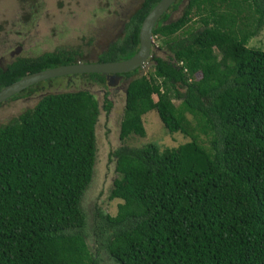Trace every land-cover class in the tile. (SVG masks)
<instances>
[{
  "label": "trees",
  "instance_id": "1",
  "mask_svg": "<svg viewBox=\"0 0 264 264\" xmlns=\"http://www.w3.org/2000/svg\"><path fill=\"white\" fill-rule=\"evenodd\" d=\"M157 1L139 0L99 61L136 51L140 23ZM180 2L152 28L167 58L152 55L148 73H125L112 152L118 176L107 196L121 200L113 215L96 208L88 225L81 207L99 113L89 90L44 94L0 125V264H102V254L111 264H264V49L245 46L264 28V0H188L171 17ZM28 8L23 18L33 23ZM82 57L72 47L15 56L0 67V89ZM65 77L106 86L101 74L57 79ZM110 105L105 98L103 109ZM149 112L188 140L161 151L152 142L127 146L145 135Z\"/></svg>",
  "mask_w": 264,
  "mask_h": 264
},
{
  "label": "rangeland",
  "instance_id": "2",
  "mask_svg": "<svg viewBox=\"0 0 264 264\" xmlns=\"http://www.w3.org/2000/svg\"><path fill=\"white\" fill-rule=\"evenodd\" d=\"M26 3L27 5L18 0H0V67L15 56L34 57L56 47H72L82 52L83 59L93 61L97 53L106 48L109 40L122 36L123 24L135 5L139 4V0H27ZM180 5L181 3L177 10L170 9L171 17L179 15ZM28 7L34 10L33 23L28 20L25 23L26 18H23L28 13ZM160 41L153 40L150 55L138 71L139 74L153 69L154 63L150 59L152 55L167 58L166 50L160 49ZM245 46L264 49V28L249 38ZM65 79L66 77L60 82L55 77L51 85L34 93L31 99L18 96L7 100L5 105L0 106V125L31 107L44 94L70 91L77 87L89 89L99 109L94 129L95 165L92 167V179L81 199V207L90 225L96 208L113 215L116 204L121 202L118 198L108 199L107 196L116 177L112 152L120 145L118 127L124 104V86L129 78L125 79V84L118 82L113 88L96 82L90 85L77 77H69L64 81ZM105 98L112 103L108 110L103 109ZM152 98L156 99L155 95ZM173 102L177 103L176 100ZM154 113L142 115L145 135L130 136L126 140L127 146L138 147L152 142L161 151L188 140L178 133H168ZM200 138L204 140L202 136ZM88 242L92 243V233L88 236ZM101 258L102 264H111L106 255L102 254Z\"/></svg>",
  "mask_w": 264,
  "mask_h": 264
},
{
  "label": "water",
  "instance_id": "3",
  "mask_svg": "<svg viewBox=\"0 0 264 264\" xmlns=\"http://www.w3.org/2000/svg\"><path fill=\"white\" fill-rule=\"evenodd\" d=\"M175 0H159L142 19L138 29V47L128 58L116 61H76L48 69L27 73L18 80L0 89V103L35 84L55 77L75 74L96 73L103 75L108 84L114 83L121 75L139 69L150 55L153 43L152 28L158 18L167 11Z\"/></svg>",
  "mask_w": 264,
  "mask_h": 264
},
{
  "label": "flooded vegetation",
  "instance_id": "4",
  "mask_svg": "<svg viewBox=\"0 0 264 264\" xmlns=\"http://www.w3.org/2000/svg\"><path fill=\"white\" fill-rule=\"evenodd\" d=\"M119 38V37H118ZM117 38V39H118ZM117 39H114L113 41H115V40H117ZM112 41H108V43H107V45L108 44H110ZM78 61H85L86 62V60L85 59H79ZM88 61V60H87ZM90 61H92V60H90ZM93 61H99L98 60V58H97V56H96V59L95 60H93ZM138 70H140V68L138 69ZM65 76H69V75H65ZM105 78V77H104ZM129 77L128 76H126L125 74L124 75H121L120 76V78L118 79V80H116L114 83H112V84H108V82H107V80H106V78L104 79L105 80V84H106V86H109L110 88H113V85H116V84H118V82H120V83H123V84H125L124 83V81H125V79H128ZM91 81V80H90ZM95 82H89L88 84H90V85H93ZM127 83V82H126ZM101 84V83H100ZM42 89V88H41ZM87 90H89L88 88H86ZM39 91H40V89H39ZM34 93H30V94H28V95H26V98L27 99H31L32 98V95H33ZM12 97H9L8 99H6L5 101H3V102H1L0 103V106H2L3 104L5 105L6 104V101L7 100H10ZM17 98V96L16 97H14V98H12L11 100H13V99H16ZM35 103H33V105H34ZM33 105L31 106V107H33Z\"/></svg>",
  "mask_w": 264,
  "mask_h": 264
},
{
  "label": "clouds",
  "instance_id": "5",
  "mask_svg": "<svg viewBox=\"0 0 264 264\" xmlns=\"http://www.w3.org/2000/svg\"><path fill=\"white\" fill-rule=\"evenodd\" d=\"M177 1H181L180 3H181V9H182V7L184 6V5H186L185 3H186V1H188V0H175L174 2H177ZM185 7V6H184ZM113 158V157H112ZM93 164L95 165V160H94V162H93ZM93 167V166H92ZM113 170H114V172L116 173V177L118 176V173L116 172V170H115V164H114V160H113ZM91 173H92V170H91ZM93 173H94V170H93ZM115 177V178H116ZM114 178V179H115Z\"/></svg>",
  "mask_w": 264,
  "mask_h": 264
}]
</instances>
